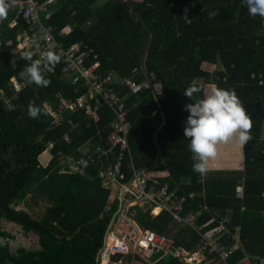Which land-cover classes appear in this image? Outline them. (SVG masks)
Here are the masks:
<instances>
[{
  "label": "trees",
  "instance_id": "1",
  "mask_svg": "<svg viewBox=\"0 0 264 264\" xmlns=\"http://www.w3.org/2000/svg\"><path fill=\"white\" fill-rule=\"evenodd\" d=\"M38 1L49 2L44 26L65 46L83 40L94 48L102 75L148 81L139 93L116 87L125 97L130 123L122 182L128 184L135 172H141L149 185L167 187L184 199L185 214L202 211L198 225L205 230L224 225L223 241L228 245L236 243L238 231L239 246L228 262L246 255L264 257V20L250 16L243 0ZM213 11L217 15L209 19ZM10 22L8 16L0 24V240H6L0 241V264H100L98 256L120 210L119 198L110 202V190L100 179L102 168L118 158L119 150L110 141L115 114L103 103L99 122L89 121L84 111L67 112L61 126L54 125L49 112L30 118V102L56 106L60 97L75 99L87 87L63 74L61 60L54 72H46L51 80L47 87L21 79L20 71L30 62L21 58L27 47L18 48V37L30 26L23 18L14 27ZM67 26L71 32L63 34ZM206 64L217 69L207 71ZM12 77L25 83L19 92ZM192 84L237 92L253 121L243 169L222 170L208 178L193 171L190 140L184 137L189 115L184 106L193 102L184 89ZM156 138L162 151L157 164ZM50 144L52 158L44 167L40 157ZM86 146L91 153L109 152L95 156L86 177L62 172L66 165L60 163L59 153L78 159ZM29 197L47 204L41 217L19 209ZM150 210L130 207L143 229L167 234L189 250L200 249L197 230L179 226L167 211L149 215ZM4 221L20 225L27 237L37 235L39 245L14 250L12 242L18 236L5 229ZM215 256L210 253V258ZM137 259L144 264H191L161 253H154L150 262Z\"/></svg>",
  "mask_w": 264,
  "mask_h": 264
},
{
  "label": "built area",
  "instance_id": "2",
  "mask_svg": "<svg viewBox=\"0 0 264 264\" xmlns=\"http://www.w3.org/2000/svg\"><path fill=\"white\" fill-rule=\"evenodd\" d=\"M10 8L8 16L11 18L10 26L14 27L18 19L23 18L30 26L29 32L25 31L18 37V48L30 47L35 55L40 56L43 51L53 50L57 52L63 62V74L69 77L73 83H82L87 91L75 99L60 97L56 106L46 103L48 112L56 126L65 122L67 112L84 111L89 121L101 120L100 107L103 103L112 107L115 114L113 133L110 141L112 148H118V158L115 164L104 166L100 172L103 186L110 190V202L119 198L120 210L118 218L111 225L106 242L100 251V264H138L140 257L150 262L154 253L170 255L180 258L191 264H201L197 260L194 263L193 255L198 251L189 250L176 244L175 240L164 233L155 230H147L140 227L130 213L133 204L145 209L158 208V213L167 211L171 214L174 222L182 226H190L200 234V249L215 254L213 264H264V257L246 255L235 263L228 262L230 254L239 246L238 231L235 235L236 243L228 245L223 241L225 227L205 230L204 226L198 225V219L202 211L185 214L184 199H180L176 193L169 192L167 187L157 188L149 185V179L141 172H135L133 179L124 184L122 179V165L125 153H130L128 133L130 123L125 105V97L121 96L116 87L125 86L133 93L141 92L148 85V81L136 82L130 77H120L117 73L102 75L99 72V54L85 41H77L65 46L52 33L51 28L44 26L41 13L46 12L49 2L40 3L38 0H8ZM71 32V27L63 29V34ZM11 44V42H9ZM52 68L48 72H54ZM11 83L16 91H20L25 83L11 78ZM261 84H263L261 82ZM70 124H73L71 121ZM73 125L74 127L77 126ZM69 140V136H65ZM53 147L50 144L49 150ZM81 158H74L59 153L60 163L66 165L64 173L87 176L89 167L94 162L96 155L102 157L108 154V150L98 149L91 153L89 146L83 149ZM122 195L120 194V191ZM242 197V188L239 192ZM106 210H109L107 206Z\"/></svg>",
  "mask_w": 264,
  "mask_h": 264
},
{
  "label": "clouds",
  "instance_id": "3",
  "mask_svg": "<svg viewBox=\"0 0 264 264\" xmlns=\"http://www.w3.org/2000/svg\"><path fill=\"white\" fill-rule=\"evenodd\" d=\"M243 3L250 16H259L264 20V0H243ZM9 8L8 0H0V24L7 20ZM216 15L215 11L208 13L209 19ZM184 18L187 19V9ZM33 56L30 47L21 52V58L30 63L20 71L19 76L29 84L47 87L51 80L46 78V72L54 68L61 57L53 50L43 51L36 59ZM11 63L15 66V60ZM184 95L193 101L184 106V110L189 113L184 137L190 140L193 171L203 177L211 170L210 161L217 157L221 145L234 142L243 150L252 141L253 121L234 88L212 85L206 89L192 84L184 89ZM48 111L47 105L41 107L30 102L27 114L30 118L38 119L41 115H47Z\"/></svg>",
  "mask_w": 264,
  "mask_h": 264
},
{
  "label": "rangeland",
  "instance_id": "4",
  "mask_svg": "<svg viewBox=\"0 0 264 264\" xmlns=\"http://www.w3.org/2000/svg\"><path fill=\"white\" fill-rule=\"evenodd\" d=\"M204 69L207 71L213 72L217 69V67L206 64L204 66ZM212 85H214V84H207V88L210 89ZM156 88H157V90H159L160 86L157 85ZM262 139L264 140V128H263V132H262ZM231 146H232V149H230ZM51 157H52V155H51V152L48 148L44 152V154L40 157L42 165H45L48 162L49 158H51ZM212 161L216 162V166H217L216 168H218L217 171H219L221 169L222 170H224V169L231 170L233 168L242 169V167H243V163H242L243 162V153H242V151H240V148L234 142H229V143L223 144L219 147L218 155L214 160H211V162ZM44 167H46V166H44ZM210 169L211 170L206 175L207 178L211 177L215 174V167L210 168ZM150 174L151 175H157L159 173L152 172ZM46 207H47V204L43 200H35L32 197H29V199L27 200L26 203L19 206V209L20 210H26L29 213H31L35 218H39L45 212ZM145 209L147 210L148 208H145ZM155 213H158V212H156V211H154V209H152V210H150V212L148 214L152 215ZM3 224H5L6 230H13L15 232H18L15 229V227H12V225L9 224L7 221H4ZM32 238H35V237H32ZM205 256L209 257V252L200 251V254L198 253L197 255H193L194 263H197L198 262L197 260H201L200 258H204ZM138 264H144V263L142 261H139ZM203 264H205V261Z\"/></svg>",
  "mask_w": 264,
  "mask_h": 264
},
{
  "label": "water",
  "instance_id": "5",
  "mask_svg": "<svg viewBox=\"0 0 264 264\" xmlns=\"http://www.w3.org/2000/svg\"><path fill=\"white\" fill-rule=\"evenodd\" d=\"M149 46H150V42L148 43V46H147V50L149 49ZM145 56H146V53H145ZM145 56H144V59H145ZM156 146H157V148H158V155H157V161H156V164L158 163V161L160 160V158H161V156H162V151H161V149H160V146H159V143H158V140H157V138H156ZM153 167H155V166H153ZM121 195H122V193H121ZM9 224H11L12 225V227H15V229L18 231V232H15V231H13V230H8L9 232H11V233H13V234H18L19 232H23L24 230H23V228L20 226V225H18V224H16V223H10V222H8ZM18 236V235H17ZM34 239H35V245L36 246H38L39 245V237L37 236V235H34ZM2 243H5L6 242V240H4V239H1L0 240ZM20 243H22V244H28L29 243V239L27 238V237H25L24 235H22V234H20L19 235V240H18V242H12V248L15 250V249H17V247H18V245L20 244ZM100 259V254H99V256H98V260ZM99 262H100V260H99Z\"/></svg>",
  "mask_w": 264,
  "mask_h": 264
},
{
  "label": "crops",
  "instance_id": "6",
  "mask_svg": "<svg viewBox=\"0 0 264 264\" xmlns=\"http://www.w3.org/2000/svg\"><path fill=\"white\" fill-rule=\"evenodd\" d=\"M43 15H45V18H49V11H48V7H47V10H46V12H43V13H41V17L43 16ZM82 41V40H81ZM205 88L206 89H208L207 88V84L205 85ZM230 149H232V146H231V148ZM240 151H242V153H243V167H242V169L244 168V148H243V150H241L240 149ZM52 158V157H51ZM51 158H49V160H48V162L45 164V165H42V166H47L48 164H49V162H50V160H51ZM41 160V159H40ZM215 167V173L216 172H219V171H222V169L221 170H219V171H217V169L218 168H216L217 166H216V162H214V161H210V168H214ZM224 170H229V169H224ZM231 170H236L235 168H233V169H231ZM239 170V169H238ZM214 172V171H213ZM120 191V194H121V190H119ZM146 208V207H145ZM199 220V219H198ZM179 226H182V225H179ZM182 227H186V226H182ZM200 251H204V250H201V249H199V251L198 252H200ZM207 252V251H206ZM200 254V253H199ZM200 258V257H199ZM201 260H199V261H201L202 263L201 264H203L204 263V261H205V264H213L214 263V259L211 257L210 258V253H209V257H207V256H205L204 258H200ZM207 261V262H206Z\"/></svg>",
  "mask_w": 264,
  "mask_h": 264
},
{
  "label": "flooded vegetation",
  "instance_id": "7",
  "mask_svg": "<svg viewBox=\"0 0 264 264\" xmlns=\"http://www.w3.org/2000/svg\"><path fill=\"white\" fill-rule=\"evenodd\" d=\"M20 234H22V235H24L25 237H27L26 236V234L24 233V231L23 232H19L18 234H16V235H18V238H17V241L16 242H18V240H19V235ZM32 237H34V235L32 236H30V237H27L28 239H29V243L26 245V244H22V243H20L18 246H20V245H24V246H27V247H30V248H33V247H37L36 245H35V240H34V238H32ZM31 239V240H30Z\"/></svg>",
  "mask_w": 264,
  "mask_h": 264
}]
</instances>
